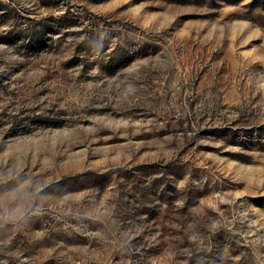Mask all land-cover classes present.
<instances>
[{"label": "rangeland", "instance_id": "obj_1", "mask_svg": "<svg viewBox=\"0 0 264 264\" xmlns=\"http://www.w3.org/2000/svg\"><path fill=\"white\" fill-rule=\"evenodd\" d=\"M0 264H264V0H0Z\"/></svg>", "mask_w": 264, "mask_h": 264}]
</instances>
